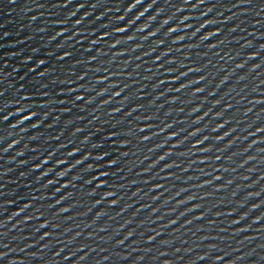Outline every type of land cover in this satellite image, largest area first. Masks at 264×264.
<instances>
[{"label":"water","instance_id":"95a60500","mask_svg":"<svg viewBox=\"0 0 264 264\" xmlns=\"http://www.w3.org/2000/svg\"><path fill=\"white\" fill-rule=\"evenodd\" d=\"M99 0H0V71Z\"/></svg>","mask_w":264,"mask_h":264}]
</instances>
